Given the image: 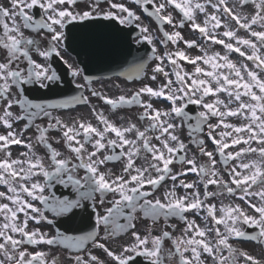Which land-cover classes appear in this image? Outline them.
Instances as JSON below:
<instances>
[{
	"label": "snow or ice",
	"instance_id": "1",
	"mask_svg": "<svg viewBox=\"0 0 264 264\" xmlns=\"http://www.w3.org/2000/svg\"><path fill=\"white\" fill-rule=\"evenodd\" d=\"M80 2L9 0L8 7L0 4V126L5 129L0 134V152L4 154L0 158V186L6 188V191H0V200L7 201L0 202V256L3 257L0 264H61L56 257L49 260L47 251H29L24 245L64 246L69 250L67 259L70 264H105L104 260L88 250L89 244L92 248L103 250L114 264H129L133 257L128 253L144 256L150 264H239L241 257L244 264H264V258L258 259L242 252L229 242L232 237L249 236L238 226L244 224L258 229L251 234L252 240L264 243V0H236L233 6L229 5V0H162L159 3L156 0H134L143 12L169 25H173V16L164 13L167 6L172 5L182 14L180 27H183L185 20L190 22L193 30H198L213 43L223 45L228 53H238L254 65V68H249L247 63L238 66L228 54L221 56L218 52L190 57L180 49L175 53L166 52L163 56H155L156 48L153 45L152 58L160 61L153 71L161 74L166 83L155 89L144 85L130 97L120 95L110 98L99 92L92 93L102 98L113 110L124 106H141L143 112L139 119L148 121L143 130L134 122L117 125L95 108L92 112L98 121L97 125L82 119L69 124L54 117L50 111L57 107L88 104L87 97L74 96L61 104H44L35 103L23 95L25 84L39 82L42 87H47L44 81L58 80L56 73L53 71L49 74V67L37 63L31 52L35 49L45 58L59 55L57 44L65 38L64 29L69 23L100 16L115 19L121 25L135 24L140 29L141 39L137 43L146 41L153 44L148 27L136 24L140 17L124 3L103 0L109 5V10L104 11L100 8L99 0H91V3L83 0L87 10L77 11L74 6ZM151 5L154 7L150 11ZM209 5L214 9L212 13L207 12ZM248 5L254 7L252 13L244 14L235 10ZM198 12L204 13L206 17L202 24L196 22ZM231 24L235 27H230ZM256 25L261 30H255ZM221 27L225 29L221 33L222 37L234 43L217 38L214 33ZM24 30H32L36 35L26 36ZM43 30L48 33L47 37ZM240 30H245L249 37L239 36ZM163 35L166 39L161 43L165 45L169 41L176 44L184 40L179 31H164ZM44 39L49 42L46 50L41 48ZM184 43L189 48L196 45L194 40H184ZM21 58L27 61L26 68L19 66ZM165 59L172 65L175 81L165 71ZM179 60L194 65V71H184ZM198 62L209 67H201ZM145 63L141 61L136 66L137 70H143ZM78 74L73 71V75ZM156 78L155 74L151 77L152 80ZM221 93L227 95V103L220 99ZM145 94L150 98L166 99L170 107L155 108L151 99L141 100ZM209 96L215 99L206 102ZM190 104L198 105L203 110L193 116L186 110ZM233 104L235 107H230ZM14 106L22 110L21 115L12 111ZM38 116L48 119L46 127L34 123ZM229 117L244 122L239 125L226 122ZM211 118H216L217 122L210 123ZM193 120L195 123H190ZM19 121L26 123L17 131L13 124ZM205 125V135L214 146L213 150H208L206 141L200 135L204 133ZM32 127L37 130L35 139L22 138ZM185 127L189 135L195 137L192 143L198 147L200 163L195 154L189 158L187 145L177 134L178 129ZM218 129L220 131L217 132ZM52 130L60 131V140L70 155H64L49 142L48 133ZM150 132L156 135L153 137L149 135ZM214 132L216 135H213ZM153 138L158 143H152ZM60 140L55 142L59 143ZM254 143L257 147L252 146ZM37 144L46 149V157L37 155ZM13 145L24 146L28 151L14 159L10 151ZM237 147L238 150H229ZM249 155H255L256 158L246 160ZM137 159L142 161L140 165H137ZM230 161L235 163L230 164ZM110 162L122 165L118 173L111 169L101 171V167ZM174 163L181 164L182 171L173 173L171 165ZM218 163L224 165V172L217 167ZM81 170L83 175L80 174ZM189 173L196 174L198 181L178 180V177ZM37 177H42L43 182ZM167 180L172 181L171 187L162 196H156L155 192ZM55 184L69 188L70 194L56 196L51 191ZM209 186H215V190H209ZM177 188H183L185 194L179 195ZM189 189L192 191L189 192ZM237 193L258 215H249L239 204L221 203L217 207L207 202L209 198L225 194L235 196ZM97 194L99 204L107 206L103 215L95 213V225L91 231L68 235L57 229L55 235L49 236L39 229H28L29 221L55 223L48 219L47 212L56 217H66L74 214L76 209L84 208L88 201L95 205ZM108 196H111L110 200ZM253 199L258 200V203L252 202ZM35 202H39L42 207H38ZM202 211L204 227L187 215L190 212L200 214ZM217 212L220 214L217 215ZM139 213L149 219L152 226L163 219L159 234H153L151 227L143 236L136 230ZM171 218H178L183 223L179 236H173L167 230H177L176 224L169 223ZM122 219L126 222L121 223ZM101 226L104 240L131 231L133 242L122 246L120 253L110 250L106 243L101 242ZM220 226H223V231ZM165 239L171 241L170 247L165 246ZM72 250H75V254Z\"/></svg>",
	"mask_w": 264,
	"mask_h": 264
},
{
	"label": "flooded vegetation",
	"instance_id": "2",
	"mask_svg": "<svg viewBox=\"0 0 264 264\" xmlns=\"http://www.w3.org/2000/svg\"><path fill=\"white\" fill-rule=\"evenodd\" d=\"M129 1L131 2L134 0H113L114 3H124L131 10L135 11L136 14L140 17V20L136 21L135 23L143 25L142 13L140 12V10H136L135 8H133V6L129 3ZM159 1H162V0H156L157 3ZM202 2H204V0H202ZM88 3H91V0H88ZM99 3H100L101 9H103L104 11L109 10V5L107 3H104L103 0H99ZM235 3H236V0H229L230 6H233ZM0 4H2L5 7H8L9 6V0H0ZM65 7H67V5H65ZM74 7L77 11L87 10L83 0H81V2L76 4ZM208 8H211V6L209 5ZM236 9L239 10L240 8L237 7ZM213 11H214V9L211 8V12H208V13H212ZM178 15L180 16V14H178ZM205 18L206 17L203 14L202 20L204 21ZM118 24H120V23L118 22ZM125 26L128 27L129 25H125ZM24 31H25L26 36L36 35L32 30H24ZM43 31H44L45 37H47L48 33L46 32V30H43ZM48 47H49V42L47 39H44L42 42L41 48H42V50H46ZM57 47L60 49V52L65 57L68 65L71 66L72 68H78L77 60L73 56H71V54H69L68 52L65 51L62 41L57 45ZM31 55H32L33 59L37 61V63H41V64H44L45 66L49 67V69H50L49 74H51V72H52L51 66H50L51 61H50L49 57L48 58L41 57L35 49L32 50ZM156 62H158V59H155L151 62V65L149 66L146 75L141 80H132L131 81V80L127 79L125 76L120 75V74H114V75L100 77L97 80L98 82H94L90 86V89L87 90L86 97L89 101L88 104L80 105V106H77V107H75L73 109H69V110H62V109L59 110V109L54 108V109H50V111L52 112L54 117H59L60 119L64 120L66 123H69V124H71L73 122V120H81L82 119L85 121H90L91 123H93V125H97L98 121L95 117V114L92 112V109L95 108L97 111H102L105 116H107L110 120L115 122L117 125H120L122 123L126 125L128 122H134L137 124L138 127L141 128V130H143V128L147 125L148 121L147 120L141 121L139 119V115L143 112V108L141 106H139V105L124 106L121 109L113 110V109H111V107L109 105H107L105 103V101L102 98L97 97V96H93L92 93L95 91V92L101 93L103 96H108L110 98H116L120 95H126V96L130 97L134 91L138 90L140 87H142L144 85H149L155 89V88L159 87L161 84L166 83V80L162 75H156L153 71L154 70L153 65ZM19 66L21 68H26L27 67V61L23 60V58H21V62H20ZM58 71L60 72V74L63 77H65L69 81L73 78V75L70 74L69 71L64 70L61 67L58 69ZM154 74L157 77L156 80L151 79V77ZM48 82L49 81H44V83H48ZM33 84H35V86H37V87H41V83H39V82H36ZM27 85H30V84H27ZM32 88L33 87H31L30 89H32ZM27 93L30 95H38V91H36V90H29V91H27ZM150 99H151V102L153 103L155 108L167 109L170 107V102H166L162 98H155V97L150 98L147 94H145L141 97L142 101H149ZM12 111L15 114L17 111L20 114H22V110L18 106H14ZM213 119L214 118H211L209 122L215 124L217 121L213 122ZM22 122L23 123H16L15 122L13 124L14 129L19 131L23 127L24 123H26V121H22ZM34 123L36 125H41V126L46 127L47 123H48V119L44 118L42 116H38L35 119ZM206 131H207V127L205 125L204 126V133H201L200 135L206 141L207 146H208V150H213L214 146L211 144V142L206 137V135H205ZM218 131H220V129H218L217 132ZM4 132H5V129L2 126H0V134H3ZM177 134L179 135L180 139L187 145V154H188L189 158L193 154H195L197 156V162L200 163L201 157L199 156V153H198V147L192 143V140L195 137L192 138V136L189 135V130L186 127L183 129H178ZM36 135H37V130L35 127H32L27 132H25L23 134V138L24 139L32 138L34 140ZM132 135L134 137V133ZM149 135L154 137L156 135V133L150 132ZM214 135H216V132H214ZM48 137H49V142L52 143L54 148L63 152L64 155H70V153L67 150L64 142L62 140H60V137H61L60 131L52 130L48 133ZM217 138H219V137L217 136ZM57 140H60V142L56 143L55 141H57ZM152 143L156 144V143H158V141H156L153 138ZM242 146L243 145L238 146V147H242ZM252 146L257 147V145L255 143ZM238 147L234 148V149H229V150L235 151V150H238ZM10 151L12 153V158L15 159V158L19 157L20 153L26 152V151H28V149L23 146V150L10 149ZM117 151H119V149H117ZM35 152L37 153V155H40L42 157L47 156L46 149L42 145H39V144L35 145ZM3 155H4L3 152H0V158H2ZM142 155H143V153H142ZM254 158H256L255 155H249L245 159L247 160V159H254ZM216 159H217V161H219L220 157L217 155ZM136 163H137V165H140L142 163V161L140 159H137ZM229 163L231 164V163H235V162L230 161ZM121 167H122V165L120 163L110 162L106 166H102L101 171H107L108 169H111L113 172L118 173L119 170L121 169ZM171 167L173 169V173L182 171V166L179 163H174L173 165H171ZM183 167H187V166H183ZM217 167L220 168L222 172H224V165L223 164L218 163ZM80 174L83 175V170H81ZM153 174L155 175V173H153ZM224 178L227 180L228 176L225 174ZM37 179H40V181L43 182L42 177H37ZM179 179H184L186 182L198 181L197 175L193 174V173H189L187 176H184V177H178V180ZM171 185H172V181L167 180L166 182H164L159 187V189L155 192V195L156 196H162V193L167 188H170ZM54 190H57V189H54ZM209 190H215V186H209ZM0 191H6L5 186H0ZM188 191L191 192L192 190L189 189ZM201 191H203L202 186H201ZM177 193L179 195H184L185 190L183 188H177ZM69 194H70V189L63 186V185H60L59 196L62 197L64 195H69ZM108 199L110 200L111 196H108ZM0 202H7V201L6 200H0ZM207 202L212 203V204H216L217 207H219L221 203L232 204V205L239 204L240 207L242 209H244L245 212H247L249 215H258L254 212V210H252L248 207V204L245 200H242L240 198L239 193H237L235 196H230L228 194H225L223 196H217L215 198H209ZM252 202L258 203V200L253 199ZM35 203L37 204L38 207H42V205L39 202H35ZM105 206H107V205H105ZM105 206H101L99 204V194H97V199H96L95 205L93 204L92 201H88V202H86V206L84 208L76 209L74 214H72L70 216H66V217H56L55 214H53L51 212H47L45 214L48 216V219L54 220L55 223L49 224L47 221H44V220L40 221L39 223H36L35 221H29L28 229L29 230L39 229L41 232L47 233L49 236L55 235L57 229H59L61 232H64L65 234H68V235L84 234V233L91 231L93 229V227L95 225V213L99 212L101 215H103ZM219 214L220 213L217 212V215H219ZM187 215H188L189 219H195V221L198 224H200L201 227H204V221L202 219L204 216L203 211L200 214H194V213L190 212ZM20 219L21 220L23 219L22 214L20 215ZM0 220H2V217H0ZM125 222L126 221H124L123 219L121 220V223H125ZM169 223L176 224L177 230H172V229H167V230L171 231L173 236H179L180 235L179 229L183 227V223L181 221H179L178 218H171L169 220ZM208 223H209V226H211V220L210 219H209ZM163 224H164V221H163V219H161L157 225L152 226L151 221L147 218H144L142 213H139L138 218L136 220V230L139 231L140 234L143 236L147 233V231L151 227L153 234H159V229ZM238 226L242 230L247 232L249 234V236L240 237V238L232 237V238H230L229 242L231 244H233L234 247L241 250L242 252H246L250 255H253L254 257L258 254L264 258V243L252 240L250 238L251 234L255 233V228H253L249 225H244V224H239ZM220 227H221V231H223L224 230L223 226H220ZM103 237H104V229H103V226H101V228H100L101 242L106 243V246L110 250H113L117 253H120L122 251V246L131 244L133 242L132 237H131V231L127 232L126 234H121L119 236L112 237L109 240H104ZM256 242L259 243V245H256L255 244ZM164 244L166 247H170L171 241L169 239H165ZM23 247L28 248L29 251H34V250L47 251L49 253V257H48L49 260H51L53 257H56L61 262V264H70V261L67 259L69 250L65 249L64 246H56V245H53V246H46V245H44V246H29V245H24ZM88 250L92 251V253L94 255H97L101 260H104L105 264H114V262L112 261V258L107 257L106 253H104L103 250L92 248L91 244L88 245ZM72 252H73V254H75V250H72ZM225 254H227L226 250H225ZM128 255L134 256L136 258L135 259L136 264H150V261L148 260V258H146L144 256H138L135 253H128ZM85 258H87V256H85ZM0 259H3V257L0 256ZM209 264H210V262H209ZM239 264H244L243 257L240 258Z\"/></svg>",
	"mask_w": 264,
	"mask_h": 264
},
{
	"label": "rangeland",
	"instance_id": "3",
	"mask_svg": "<svg viewBox=\"0 0 264 264\" xmlns=\"http://www.w3.org/2000/svg\"><path fill=\"white\" fill-rule=\"evenodd\" d=\"M234 24H231L230 25V27H232ZM254 29L255 30H261L260 29V27L258 26V25H256V26H254ZM244 31V30H243ZM243 31H242V34H240L239 36H242L243 37ZM244 33H246V31H244ZM184 49L186 50V49H188V46L186 45L185 47H184ZM199 46L198 47H195V48H193V50L191 51V52H189L192 56H197L198 54H199ZM242 60L244 59V58H241ZM238 62V60L236 61V63ZM245 63H247V64H250L251 62L250 61H245ZM207 68L209 67V66H206ZM249 67V66H248ZM190 70V73H192L193 71H194V68H192V69H189ZM227 121L228 122H244V121H242V120H240V119H234V120H230V118H227Z\"/></svg>",
	"mask_w": 264,
	"mask_h": 264
},
{
	"label": "bare ground",
	"instance_id": "4",
	"mask_svg": "<svg viewBox=\"0 0 264 264\" xmlns=\"http://www.w3.org/2000/svg\"><path fill=\"white\" fill-rule=\"evenodd\" d=\"M249 68H254V65L251 64V65L249 66ZM262 78H264V74H262ZM223 98H224V99H223L224 101H225V100L227 101V95H226V94L223 95Z\"/></svg>",
	"mask_w": 264,
	"mask_h": 264
}]
</instances>
